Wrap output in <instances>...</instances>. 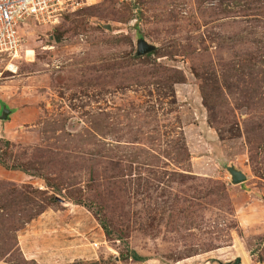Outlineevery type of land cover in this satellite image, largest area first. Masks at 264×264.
<instances>
[{
	"label": "rangeland",
	"instance_id": "obj_1",
	"mask_svg": "<svg viewBox=\"0 0 264 264\" xmlns=\"http://www.w3.org/2000/svg\"><path fill=\"white\" fill-rule=\"evenodd\" d=\"M88 2L0 59V264H264V0Z\"/></svg>",
	"mask_w": 264,
	"mask_h": 264
},
{
	"label": "built area",
	"instance_id": "obj_2",
	"mask_svg": "<svg viewBox=\"0 0 264 264\" xmlns=\"http://www.w3.org/2000/svg\"><path fill=\"white\" fill-rule=\"evenodd\" d=\"M88 1L0 0V59L9 58L12 60L20 56L23 45L18 33L20 22L30 20L39 24H52L60 18L63 12L73 11L90 4ZM5 68L11 70L9 65H6Z\"/></svg>",
	"mask_w": 264,
	"mask_h": 264
},
{
	"label": "trees",
	"instance_id": "obj_3",
	"mask_svg": "<svg viewBox=\"0 0 264 264\" xmlns=\"http://www.w3.org/2000/svg\"><path fill=\"white\" fill-rule=\"evenodd\" d=\"M142 0H135V2H133V3H129V4H127L128 6H126L127 8H131L130 10H132V8H135V7H137L138 5H137V2L138 3H140ZM53 36V38H55V36L54 35H52ZM58 39L60 38L59 36L57 37ZM187 45H189V47H190V44H187ZM186 45V46H187ZM188 47V46H187ZM195 49H189V53H192L193 51H194ZM184 51H186V50H184ZM154 53V52H156V50H154V51H151L149 54H144V55H150L151 53ZM174 52H177L176 50L174 51ZM174 52H172V53H174ZM169 53H171V51H169ZM137 57V56H136ZM235 67L236 66H234V69H235ZM238 67V66H237ZM205 91L203 90V88H202V93H204ZM0 165L1 166H4L6 169H9L10 167L8 166V165H6L5 164V162L4 161H2V159H1V155H0ZM13 169H18V170H22V168H20V167H16V166H14L13 167ZM23 171V170H22ZM17 195H21V193L19 192V190H17V189H15V190H13L11 193H9V192H7V197L9 198V197H12V199H14V197L15 196H17ZM54 198L53 197H50V201H52ZM54 201V200H53ZM19 203V201H16L15 203H13L11 200H10V202H6V203H3V202H0V206L2 207V208H7V207H9V208H15V207H17V206H20V204H18ZM41 208H45V205H43ZM40 211H38V213H39ZM100 225H101V227H102V229H103V231H104V233H105V235L106 236H111V232H110V230L108 229V227H107V225H105L104 223H100ZM119 254H120V259H123V260H128V259H131V260H133V261H144L146 258L145 257H142L141 255H139V254H137L135 251H130V250H126V251H119ZM75 264H82V263H75ZM87 264H99V263H87Z\"/></svg>",
	"mask_w": 264,
	"mask_h": 264
},
{
	"label": "water",
	"instance_id": "obj_4",
	"mask_svg": "<svg viewBox=\"0 0 264 264\" xmlns=\"http://www.w3.org/2000/svg\"><path fill=\"white\" fill-rule=\"evenodd\" d=\"M105 26L107 29H110L109 25H105ZM153 48L154 47L152 45H148L144 39L139 38L136 54L143 55V54L153 50ZM9 112H10V110L6 106H3L2 112L0 114V119H3V120L6 119ZM227 169L231 175L232 183H240L246 179V175L242 171H240V170H238L232 166L227 167ZM237 263H239V259L237 260Z\"/></svg>",
	"mask_w": 264,
	"mask_h": 264
},
{
	"label": "crops",
	"instance_id": "obj_5",
	"mask_svg": "<svg viewBox=\"0 0 264 264\" xmlns=\"http://www.w3.org/2000/svg\"><path fill=\"white\" fill-rule=\"evenodd\" d=\"M22 92H20L21 94ZM4 97H6V95H3L0 93V100L2 101H5L7 102V108L10 109V107L14 106L15 104H11V101L10 100H7V99H4ZM15 107V106H14ZM11 111V109H10ZM17 113V112H16ZM15 113V114H16ZM8 118V117H7ZM0 120H3V119H0ZM5 120V119H4ZM0 128H3L0 126ZM6 129V128H5ZM251 206L252 204L248 203L247 204V207H246V210L243 214V216L241 218H239V226L242 228V229H247V230H250V229H254V227L256 228L257 225H259V227L262 225L259 223V219L260 216H258L259 214L258 213H253V208L250 212V209H251Z\"/></svg>",
	"mask_w": 264,
	"mask_h": 264
},
{
	"label": "bare ground",
	"instance_id": "obj_6",
	"mask_svg": "<svg viewBox=\"0 0 264 264\" xmlns=\"http://www.w3.org/2000/svg\"><path fill=\"white\" fill-rule=\"evenodd\" d=\"M29 51V50H28Z\"/></svg>",
	"mask_w": 264,
	"mask_h": 264
}]
</instances>
